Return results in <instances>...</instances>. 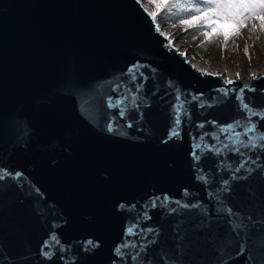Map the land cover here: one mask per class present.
Here are the masks:
<instances>
[{"label":"water","instance_id":"1","mask_svg":"<svg viewBox=\"0 0 264 264\" xmlns=\"http://www.w3.org/2000/svg\"><path fill=\"white\" fill-rule=\"evenodd\" d=\"M149 12L0 0V264H264V73L204 72Z\"/></svg>","mask_w":264,"mask_h":264},{"label":"snow or ice","instance_id":"2","mask_svg":"<svg viewBox=\"0 0 264 264\" xmlns=\"http://www.w3.org/2000/svg\"><path fill=\"white\" fill-rule=\"evenodd\" d=\"M150 2L155 7L154 11L149 12V15L153 20L157 18V15L161 13V11L171 12L173 9H176L181 13H187V18L181 19L180 21L181 25L189 28H197L205 36V43H210L216 36H222L224 38V46L226 48L229 39L232 37H239L241 35V30L246 28L248 24L252 23V21H259L258 25L252 23L253 33H255L257 29H259L260 32H264V0H194V3L191 4L180 3L178 0H150ZM198 4H202L203 7L197 6ZM157 30H159V25H157ZM244 52L245 54H248L247 46L245 47ZM250 58L251 57L249 56V59ZM252 76L253 79L256 78L255 73H253ZM237 77H239V73H237ZM232 82L233 81L231 80L228 81V83ZM242 92L243 90H241V94ZM108 103L117 105L123 103V101L109 99ZM240 107L247 110L252 115H264V112H252V110L249 109V106L243 103V101H241ZM178 113L179 109L177 110V116L174 122L175 127L170 130L169 139L172 137H179L180 116ZM120 115H124V112L121 111ZM241 123L242 122L238 120L235 124L229 125L228 128H218V131L227 132L230 129L234 130L237 126H240ZM130 126L131 125H129V127ZM243 128L244 135H247L249 132H257V127L251 122V120L243 123ZM108 129L109 131L113 130L111 124L108 125ZM237 137H239V134H237ZM202 141L203 137H201V142ZM249 145L253 149L256 147L264 149V133L254 135L247 141L245 147H248ZM194 146L201 147V144H195ZM236 150L238 151V149ZM192 155L194 159H199L195 152H193ZM243 166L244 165L242 164L241 167ZM239 170V168L236 169V171ZM201 179H203V177H201ZM121 207L124 206L121 205ZM128 233L134 234V229L130 227L128 229ZM52 239H55L54 235ZM47 243L48 242H45L46 245ZM88 244L95 247L99 246L98 243L93 244L92 241H88ZM127 246L128 244L125 243L120 247L123 248ZM116 251L118 254L123 255L120 248L116 249ZM42 255L48 257L50 253L42 250Z\"/></svg>","mask_w":264,"mask_h":264},{"label":"rangeland","instance_id":"3","mask_svg":"<svg viewBox=\"0 0 264 264\" xmlns=\"http://www.w3.org/2000/svg\"><path fill=\"white\" fill-rule=\"evenodd\" d=\"M145 3L151 11H154L153 5L146 1ZM157 22L161 29L170 35L173 44L177 45L179 50H185L192 60L200 64L209 65L213 69L230 75L239 73L242 80H246L250 73L263 68L264 32H260L259 29L253 33L252 30L246 28L241 38L228 42L225 48L224 41H216L214 38L210 43H205V38L198 40L200 43L192 41L189 35L193 27L183 25L167 27L159 20ZM246 46L248 54L244 52Z\"/></svg>","mask_w":264,"mask_h":264},{"label":"trees","instance_id":"4","mask_svg":"<svg viewBox=\"0 0 264 264\" xmlns=\"http://www.w3.org/2000/svg\"><path fill=\"white\" fill-rule=\"evenodd\" d=\"M146 2H148L150 5H153L150 0H144ZM178 2L180 3H184V4H191L194 3V0H178ZM197 6L199 7H203L202 4H198ZM154 7V5H153ZM155 10V9H153ZM187 18V13H181L176 9H173L171 12H165V11H161V13H159L157 15V19L163 24L166 25L167 27H173V26H178L181 25L180 21L181 19H186ZM252 23H259V21H252ZM252 23L248 24V26L246 28H248V30H252ZM246 28L241 30V35L244 33V31L246 30ZM190 35L189 37L192 39V41H196L197 43L200 41L201 38H205V36L201 33V31H199L197 28L193 27L190 30ZM250 32V31H249ZM247 33V32H246ZM239 37H232L229 39L228 42H231L233 40H237L239 38H241L242 36ZM216 41H224V38L222 36H216L214 38Z\"/></svg>","mask_w":264,"mask_h":264},{"label":"bare ground","instance_id":"5","mask_svg":"<svg viewBox=\"0 0 264 264\" xmlns=\"http://www.w3.org/2000/svg\"><path fill=\"white\" fill-rule=\"evenodd\" d=\"M164 31V30H163ZM164 33L167 35V37L171 40V42L173 43V40L170 38V35L168 34V33H166L165 31H164ZM175 45V44H174ZM175 47L176 48H178V46L177 45H175ZM179 49V48H178ZM181 49V48H180ZM182 53H184L196 66H198L201 70H203L204 72L206 71V72H220V71H218V70H216V69H213V68H211L209 65L207 66V65H205V64H200V63H198V62H196V61H194V60H192L191 58H190V56H189V53L187 54V52L185 51V50H180ZM263 64H264V62H263ZM222 73V72H221ZM253 73H264V65H263V68H262V70H258V71H254ZM251 75H252V73H250L249 75H248V78H246V80H242V78H241V80L244 82V83H248V81L250 80V78H251ZM233 76H236L237 77V75H233Z\"/></svg>","mask_w":264,"mask_h":264}]
</instances>
